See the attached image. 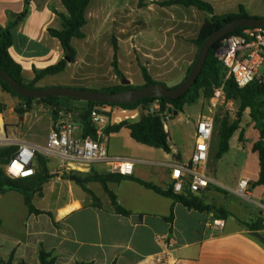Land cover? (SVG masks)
Listing matches in <instances>:
<instances>
[{
  "label": "crops",
  "instance_id": "1",
  "mask_svg": "<svg viewBox=\"0 0 264 264\" xmlns=\"http://www.w3.org/2000/svg\"><path fill=\"white\" fill-rule=\"evenodd\" d=\"M168 1L170 0H147V6L145 2L143 7L144 9L157 7L159 10H164V8L178 6H164L163 3ZM203 1L214 7L215 15L239 14L243 7L250 17L264 18V0ZM138 2L139 0L134 6L138 7ZM24 5L25 0H0V25L7 23L8 11L20 13L24 10ZM103 6L111 8V11L117 15L114 19L123 20L126 23L125 27H129V20L132 21L133 15L132 11H128V6L110 7L105 4L104 0L92 1L86 13L88 23L85 27L90 22L91 8H97L93 16L95 20L99 21V19L105 18L103 12L105 7ZM134 6H132L133 10H135ZM195 8L197 7H186L181 18L168 15L172 19L171 21H168L166 19L168 16L164 15V20L160 22L159 32L174 42L195 45L194 42L204 23L212 17L209 13L204 15L203 11ZM65 13L66 10L61 0H32L29 15L14 29V43L10 48V55L22 66L25 84H30L35 79V69L41 71L64 59L62 45L58 39L50 35L49 29H60L62 22L58 14ZM119 14L121 16H118ZM128 33L129 31L126 30L124 35ZM127 36L128 39L134 40L137 35L130 33ZM88 39L86 34V38L82 40L88 41ZM193 51L195 52L194 49H192V53ZM96 53V50L87 51V55L90 56L87 58H93L92 56ZM150 57L146 54L143 56L147 61L143 66H140L141 70L142 67L147 68L154 81L162 83L163 80H168L174 84V87L179 86L186 79L188 71L194 63L191 57L184 58L178 63V74L172 77L173 66L168 64L167 56L160 55L154 62ZM72 64L74 63L68 65L66 71ZM152 64H156L158 69L153 71ZM118 66L120 69L119 55ZM66 71L44 77L37 87L47 88L49 84L53 86L58 81L56 78ZM82 72L80 76L87 77L88 74H91L87 70H82ZM90 77L92 78V76ZM115 77L118 76L115 74ZM89 78L83 77L77 81H89ZM120 79L121 83L117 85H124L123 81L126 80V77ZM145 84L146 82L143 86ZM130 85L137 87L132 81H130ZM81 88L91 90L88 87ZM3 93L6 92L3 91ZM77 102L79 104L76 105L83 111L75 109L73 112L75 121L81 128L80 135L84 136L82 116L87 112L88 104H83L86 103L83 101ZM102 108L116 110L115 107L109 106ZM189 109L193 108L189 107ZM200 117L201 115L198 113V119ZM19 119L21 118L19 117ZM54 122L55 120H53ZM118 124L120 123L115 125ZM4 127L5 125H3V130ZM12 129L13 127H10L9 130L12 132ZM121 131L113 134L106 133V144L111 155L135 161L134 173L129 176L133 179L110 182L107 186L116 195L118 203L130 211L131 215L123 216L115 213L108 193L99 182H89L82 186L81 180H79L77 188L70 189V196L66 201L51 205L46 200L49 198L45 190L48 182L44 186L42 194L33 197L34 207L42 214L30 213L24 196L20 192L14 190L0 192V258L8 259L14 255L16 263L40 264L39 250L40 247H43L48 252H54L57 258L54 264H77V262L92 264H264V244L251 236V231L246 226L254 227L257 229L255 231L264 236V187L256 184L260 176L259 156L252 158V163L247 164L245 170L238 175L235 188L226 185L217 177H213L218 185L210 186L206 191L197 195L210 194V199L214 200L216 210L199 212L189 210L174 199L147 189L134 180L150 182L167 190L170 185V166L178 162L189 161L194 153L196 141L183 152L182 146L184 145L173 144L170 140L171 154L166 153V158L163 161L146 162L120 155L123 149L112 144V136L119 135ZM5 132H7L6 129ZM5 135L7 134L5 133ZM12 135L16 137L13 132L8 136ZM16 138L41 146L38 143L18 138V136ZM253 153L255 152L253 151ZM225 155L217 161L223 160ZM210 158L211 150L209 161ZM51 160L56 161L61 167L59 160ZM141 164L148 166H140ZM64 171L69 173L65 169ZM92 173L110 174L105 171L104 165L93 166L90 173L73 174L87 177ZM51 174L54 175L52 172ZM242 178L250 181L249 194L254 197L251 203L236 194L238 183ZM84 188L92 191L97 201ZM204 202L210 205L208 200L204 199ZM220 210H225L228 213L224 215ZM172 214V223L166 221V218ZM214 220L223 221L224 227L219 230L215 229L212 226Z\"/></svg>",
  "mask_w": 264,
  "mask_h": 264
},
{
  "label": "rangeland",
  "instance_id": "2",
  "mask_svg": "<svg viewBox=\"0 0 264 264\" xmlns=\"http://www.w3.org/2000/svg\"><path fill=\"white\" fill-rule=\"evenodd\" d=\"M105 4L110 7H127L128 11H132V21L129 20V27H125V22L121 19H114L117 17L111 11V8L103 6L105 9V18L98 20L94 19V13L97 8H91L89 16L90 22L87 27L84 28V32L88 35V41L80 39H74L72 45L77 52L76 63L72 64L68 71L63 75H60L56 79V83L53 86L50 84L47 88H73L84 89L81 87H88L91 90H98L102 92V89H106L121 83L119 77H115L113 70L114 50L113 43L117 40L119 45V61L120 70L126 77V80H130L137 87L144 85V77L141 70V65L147 61L143 56H151V61L157 60L160 55H164L169 59L168 64L173 66L172 77L177 75L178 63L191 57L195 61L197 50L194 44L174 42L171 38L164 37L159 32L164 15H174V17L181 18L183 10L186 8L183 5H178L174 8H164L159 10L157 7L150 9H144V5L147 0H139L138 7L134 6L138 0H104ZM132 6L135 7L133 10ZM161 6V5H160ZM144 9V10H143ZM198 10L197 8H195ZM204 15H208L207 12H202ZM118 16H121L120 14ZM120 18V17H119ZM166 19L171 21L170 17ZM128 28V29H127ZM129 31L128 34L134 33L136 38L134 40L128 39V34L125 31ZM192 49L195 50L192 53ZM96 50L93 58H87V51ZM137 53V54H135ZM135 54V55H134ZM138 56V59H137ZM90 57V56H88ZM151 68L158 69L156 64H152ZM82 70H87L91 74L90 77L80 76ZM155 73V72H153ZM89 78V81L78 82L79 78ZM176 77V76H175ZM168 88H175L172 82L163 80L162 82ZM86 85V86H83ZM25 104V101L19 97L13 96L9 93H3L0 88V119L4 121V131L8 136L15 133L16 137L26 139L30 142H35L41 146H45L48 140V134L50 132L53 120L54 110L52 106L34 101L32 110L25 115L22 119H19L16 113V108ZM76 104L78 102H72L71 106L76 111H83ZM83 104H87L83 103ZM241 106V101L237 98L229 99L224 93L221 96H217V92L214 95L207 98L201 91V96L192 105H185L182 112L171 118L166 125V132L169 134L172 143L177 145H184L185 149L192 146L195 141L196 126L198 121V113L201 117L211 116L215 121L214 136L211 143V158L209 161L208 173L212 177H217L226 185L235 188V181L238 175L245 170L247 164L252 163V158H258L256 153H253V146L259 140V132L256 129L255 122L251 118L250 110L243 113L239 130L236 131L230 140L231 150L225 155L224 159L217 161L218 144H219V130L222 122L227 121L232 124L238 118V111ZM189 107L193 109H189ZM66 107L61 106L57 110H63ZM170 111L172 108H169ZM193 110L196 111L194 112ZM75 114V113H74ZM171 114H174L171 112ZM13 127L11 132L9 129ZM0 126V131H1ZM179 143V144H178ZM112 144L117 145L123 149L120 155L129 156L132 158L140 159L146 162H159L163 161L166 156L165 152L160 149L151 148L134 141L128 130L124 129L119 135L112 136ZM8 147L0 142V148ZM48 159V158H47ZM49 160V169L55 176L47 185L46 192L49 195L47 203L57 204L58 202L66 201L70 196V189L77 188L78 182L75 180L84 179L85 175L67 173L58 163L54 160ZM140 166H148L141 164ZM0 169L5 170V165L0 164ZM40 196V195H39ZM44 196V195H43ZM205 201H209L211 206H215L214 200L210 199V194L201 195ZM242 198V197H241ZM254 197L245 199L248 203L253 202ZM37 203V202H36Z\"/></svg>",
  "mask_w": 264,
  "mask_h": 264
},
{
  "label": "trees",
  "instance_id": "3",
  "mask_svg": "<svg viewBox=\"0 0 264 264\" xmlns=\"http://www.w3.org/2000/svg\"><path fill=\"white\" fill-rule=\"evenodd\" d=\"M93 0H61L62 5L64 6L66 13L58 14L61 19L62 26L60 29H49V33L53 38H56L60 41L63 51L64 59L55 65H51L41 71L35 69V79L30 84H25L23 79V69L22 66L16 62L10 55V48L14 43V29L24 20L30 13V6L32 0H25L24 10L20 13L8 11L7 12V23L5 25H0V69L5 73L11 75L20 85L28 89H41L37 87V84L48 75H57L60 74L68 68L70 63H75L77 52L72 45L74 39H84L86 34L84 33V28L87 25L86 13L89 6ZM164 6L172 5H183L186 7H197L201 11L207 12L212 15L211 19L207 20L203 27L200 30L197 40L194 42L198 49L202 44L211 36L214 32L221 29L226 24L240 18H249L245 9L242 7L239 14H226V15H215L214 7L203 0H170L163 3ZM264 19V18H262ZM243 29L241 28L230 35L239 34ZM224 39L217 41L214 46L209 51L207 60L199 76L197 82L193 87L179 99L170 100V99H158L162 102L164 109L169 106L172 108L171 112H182L185 105L194 104L198 98L201 96V91H203L204 96L209 98L215 94V92L223 88L224 93L227 98L233 99L237 98L241 101V106L238 111V118L232 124L227 121L222 122L219 130V144H218V154L217 159H221L223 155L229 152L230 150V140L232 139L234 133L239 130L240 120L243 113L247 110H250L251 118L255 122L256 129L259 132V140L254 144L253 151L258 154L260 161V176L257 181V185L264 187V84H259L257 82L252 83L244 88H239L232 78L227 77V70L225 66L216 58L215 51L222 44ZM114 50V59H113V69L115 74L125 79L124 75L119 69L118 66V52L119 47L117 40H114L113 43ZM193 66V64H192ZM190 67L188 74L191 71ZM142 74L146 82L145 86L154 85L158 82L154 81L149 74L147 68L142 67ZM188 76V75H187ZM183 83V82H182ZM181 83V84H182ZM180 84V85H181ZM165 85V84H164ZM179 85V86H180ZM0 86L2 90L6 93L12 94L13 96L19 97L25 101V104L16 108V113L22 119L27 113L32 110L33 102L36 99L26 98L15 93L8 84L0 80ZM142 87H135L132 85H117L107 89L102 90L104 93H119L132 89H139ZM166 86V85H165ZM167 87V86H166ZM178 87V86H177ZM176 88V87H175ZM87 90V89H82ZM100 92L98 90H89ZM157 99L146 98L131 104H107V103H98V102H87L88 110L82 116L83 125H84V136L96 137L94 130L91 127V122L89 120V115L92 109L95 107H117L125 108L130 110H137L141 108V114L137 121L134 122H122L118 125L109 126L106 130V133L113 134L119 133L122 129H127L130 132L131 138L142 144L155 149H161L167 154L172 153L170 146V137L164 128V124L159 116L148 114L145 112V108L152 102ZM41 103L47 104L55 108L54 110V120L58 118L59 112L57 110L61 106L66 107V111L73 112L74 109L71 106L74 100L71 98H62V97H48L37 100ZM70 105V106H69ZM17 146H8L0 148V164L7 165L11 158L17 152ZM49 159V158H48ZM47 157L37 154L35 161L36 174L31 178L26 179H13L7 176L4 169H0V192H6L9 190H14L20 192L25 199V204L28 207L30 213L33 214H42L40 210H37L33 205V197L38 194H42L44 186L50 182L54 176L51 174L49 169V160ZM129 178L127 176H122L119 174H98L92 173L89 174L86 178L81 180L82 186L85 183L89 182H99L101 183L106 192L108 193L112 206L116 214L129 216L131 212L123 208L117 201L116 195L108 189V183L110 182H121ZM138 183L142 184L144 187L150 190H154L156 193L174 199V201L181 203L189 210H195L199 212H211L215 211L216 208L211 205H207L204 202V199L199 195L194 194H183L176 195L173 193L171 188L167 190L162 189L161 187L150 183L145 182L139 179H134ZM88 193H90L94 200L97 201L96 196L92 191L84 188ZM224 215L228 212L225 210H220ZM52 216V214H49ZM166 221H173V214L166 218ZM250 231H255L254 227L246 225ZM56 256L54 252H48L43 247H40L39 250V260L40 264H54L56 262ZM0 264H25L24 262H15L14 255H11L8 259L0 258ZM77 264H92L85 262H77Z\"/></svg>",
  "mask_w": 264,
  "mask_h": 264
},
{
  "label": "built area",
  "instance_id": "4",
  "mask_svg": "<svg viewBox=\"0 0 264 264\" xmlns=\"http://www.w3.org/2000/svg\"><path fill=\"white\" fill-rule=\"evenodd\" d=\"M216 58L225 66L227 79L232 78L239 88L252 83L264 84V27L245 28L239 34L229 35L215 51ZM217 96L224 94L223 88L218 89ZM107 108V107H106ZM111 111L102 107H95L89 115L95 138L80 135V126L75 121V114L61 110L52 125L45 146H36L14 135L6 136L0 141L6 146H17L18 150L5 166V173L13 179H26L35 176V161L37 154L49 159H57L61 167L73 173H90L93 166L104 165L110 174L132 176L135 161L109 153L106 144V130L112 124L125 121H137L141 108L130 110L117 108ZM108 110V111H107ZM145 112L159 116L165 123L174 117L169 106L165 109L160 100L150 103ZM215 121L211 116L200 117L197 121L195 134V149L187 162L171 165L169 188L176 195L200 194L210 186H217L218 182L208 173L211 143L214 136ZM250 181L242 178L236 194L250 199ZM212 226L222 229L224 222L214 220Z\"/></svg>",
  "mask_w": 264,
  "mask_h": 264
},
{
  "label": "water",
  "instance_id": "5",
  "mask_svg": "<svg viewBox=\"0 0 264 264\" xmlns=\"http://www.w3.org/2000/svg\"><path fill=\"white\" fill-rule=\"evenodd\" d=\"M256 27H264V19L254 17L236 19L214 32L199 48L190 73L183 83L176 88H168L163 83L158 82L154 85L119 93H104L58 87L28 89L20 85L11 75L5 73L1 69L0 80L8 84L9 87L18 95L36 100L48 97H62L83 102H98L117 105L131 104L146 98L176 100L187 94V92L197 82L207 60L209 51L217 41L228 37L231 33L238 29ZM123 84L130 85V81L124 80ZM175 115H178V112H175ZM75 180L79 181L77 178H75ZM250 234L264 244V236L260 232L251 231Z\"/></svg>",
  "mask_w": 264,
  "mask_h": 264
},
{
  "label": "bare ground",
  "instance_id": "6",
  "mask_svg": "<svg viewBox=\"0 0 264 264\" xmlns=\"http://www.w3.org/2000/svg\"><path fill=\"white\" fill-rule=\"evenodd\" d=\"M3 125H4V121L3 119H0V126H1V131H0V141H4L6 139V135L4 133V130H3Z\"/></svg>",
  "mask_w": 264,
  "mask_h": 264
}]
</instances>
